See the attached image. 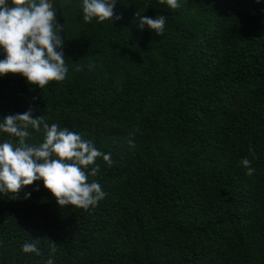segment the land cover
<instances>
[{
	"label": "trees",
	"instance_id": "1",
	"mask_svg": "<svg viewBox=\"0 0 264 264\" xmlns=\"http://www.w3.org/2000/svg\"><path fill=\"white\" fill-rule=\"evenodd\" d=\"M49 2L66 78L0 76V122L31 107L112 164L86 169L105 193L87 211L42 180L0 193V264H264V0H117L113 23L84 22L83 0ZM136 11L164 16V34L139 31ZM36 238L41 254L24 253Z\"/></svg>",
	"mask_w": 264,
	"mask_h": 264
},
{
	"label": "clouds",
	"instance_id": "2",
	"mask_svg": "<svg viewBox=\"0 0 264 264\" xmlns=\"http://www.w3.org/2000/svg\"><path fill=\"white\" fill-rule=\"evenodd\" d=\"M116 3L117 0H83L84 22L94 18L101 23L122 20L123 17L114 12ZM159 3L167 4L173 10L180 7L178 0H159ZM135 15L139 31L143 32L147 27L158 36L164 34V16L153 19L138 11ZM56 16L49 0H0V49L5 54L0 60V76L19 75L41 89L51 81L60 82L66 78L68 68L62 51L64 38L60 35L64 27L58 25ZM29 129L42 132L43 141L35 145L27 143ZM0 132L16 140L15 143L12 139L0 142V193L14 194L17 198L23 188L42 180L61 208L73 206L87 211L104 199L100 184L89 182L86 169L95 165L90 175L96 176L100 171L99 165L95 164L97 158L102 157L111 166L110 153L99 151L91 141L68 128L49 124L42 115L33 118L31 107L24 113L4 117ZM129 145L135 147L132 139ZM249 152L255 155L251 146ZM240 163L247 169V175L254 174L249 159L244 158ZM30 195L26 193L25 199ZM39 240L25 243L22 251L39 256ZM51 251H56L53 241ZM46 264H54V260L50 258Z\"/></svg>",
	"mask_w": 264,
	"mask_h": 264
}]
</instances>
